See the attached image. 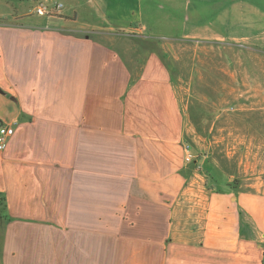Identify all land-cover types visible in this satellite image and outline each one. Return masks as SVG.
<instances>
[{
    "label": "crops",
    "instance_id": "0c3cea01",
    "mask_svg": "<svg viewBox=\"0 0 264 264\" xmlns=\"http://www.w3.org/2000/svg\"><path fill=\"white\" fill-rule=\"evenodd\" d=\"M85 5L99 25L72 27L73 6L51 25L0 22V121L14 131L0 151L11 218L0 220V264H264V191L219 192L199 172L209 155L193 154V168L182 150L187 133L213 131L216 100L264 132V0ZM165 5L183 9L175 29L156 10ZM120 37L138 44L122 50ZM154 41L251 58L209 67L198 55L177 82Z\"/></svg>",
    "mask_w": 264,
    "mask_h": 264
},
{
    "label": "rangeland",
    "instance_id": "374dc122",
    "mask_svg": "<svg viewBox=\"0 0 264 264\" xmlns=\"http://www.w3.org/2000/svg\"><path fill=\"white\" fill-rule=\"evenodd\" d=\"M55 3L62 6V8L60 9L61 14H70L72 6L76 9V16H73L70 21L72 27L78 28L81 25H99L100 9L97 11V8L93 7V12L88 11L86 9L88 6L85 5L87 3V0H0V22L5 21L7 23L11 22L18 24L24 23L32 18L34 20H43L45 21V23L49 24L51 21L49 20V16L44 15L42 17H39L35 14V10L33 9H35L39 4H44L48 9H53ZM166 6L167 5L164 6V10H156L160 15L165 17V21L169 23V26L175 29V26H177V24L181 22L179 16L181 13V18L183 17V9L181 8L180 12L178 10V7H173L172 10H168L169 12L171 11L168 14ZM103 9L104 5L101 6V10ZM125 14L126 13H121V15ZM106 24L108 25L109 23ZM118 41V45L122 48V50H127L128 48L135 47L138 44L136 43L138 42V39L136 38L134 40V38L132 37H122L121 39H118ZM116 42L117 40L115 41V44ZM151 44L152 46L156 47L159 52L163 53L165 56L167 55V63L172 71V76L175 77L176 81L178 80V75L182 73L181 68L186 70V61L194 60L198 55L200 56L198 58V61L202 60L204 62L203 66L208 65L209 67H220L224 65L226 58L230 56L233 58L234 54L235 57L237 56V59H239L238 56L242 57L243 59L251 58V55L249 56V54L241 52L240 49H237V52H233V54H230L228 53V49L224 45L201 44L197 46L188 42H179L173 44L168 43L170 44V48H168L167 46H165L166 43L164 42L157 44L156 41H154L151 42ZM252 58L254 61L257 60L253 56ZM211 71L216 73L215 69L209 70L208 72L211 73ZM178 72H180V74H178ZM219 77L220 76H218V79ZM214 79L218 80L217 76H215ZM185 88L186 86L184 85V83L180 82L175 84L177 93L180 92L183 94ZM200 88V92H204L203 85H200ZM195 92L196 91L194 89V85L192 84L190 91L188 90V93H190L192 96H195ZM253 92H256L258 94L259 90H254ZM208 104L209 106H211V103ZM212 105H215L216 107L213 110L211 109V111H213L212 113L214 115H221L214 124L213 131L211 133L206 132L205 124H202L201 134H197L196 132L193 134L187 133V136L183 142V146L184 144H188L191 148L192 154L196 155V157L199 156L200 153H207L209 156H218L217 158L224 162L223 166H226L228 164V157L235 159V178L239 181V188L249 192H263L264 132H255V128H257L256 126L258 125L257 120H254L252 115L245 119L249 120L247 121L248 123L243 121L241 117L234 120L231 117H228V111H232L233 106L231 104L226 105V102L224 100H216ZM204 111L205 113H207L208 111V113L211 114V111H209V109L206 107ZM228 119H230L231 121ZM232 124L233 126H231ZM261 129L264 128L261 127ZM232 180L233 178L231 179V181ZM206 181L208 182L209 179H207ZM199 183H201V181H199Z\"/></svg>",
    "mask_w": 264,
    "mask_h": 264
},
{
    "label": "trees",
    "instance_id": "16d2710c",
    "mask_svg": "<svg viewBox=\"0 0 264 264\" xmlns=\"http://www.w3.org/2000/svg\"><path fill=\"white\" fill-rule=\"evenodd\" d=\"M158 42V41H157ZM159 43V42H158ZM211 117L207 118V126L210 124ZM218 156H208L203 164V166L199 169V172L204 173V175L207 176L209 181L213 183L217 188V190L220 192L223 188L228 187L231 189H237L239 181L235 178V171H236V163L235 159L233 158H227L229 161L226 166L224 165V162L222 160H219L217 158ZM231 159V160H230ZM191 167L194 168V165H192V162L190 163ZM228 166V167H227ZM225 177V178H224ZM233 177V180L230 181L229 179ZM7 208H6V199L4 194L0 193V220L9 222L11 221V218H9L6 214Z\"/></svg>",
    "mask_w": 264,
    "mask_h": 264
},
{
    "label": "built area",
    "instance_id": "2783aa9c",
    "mask_svg": "<svg viewBox=\"0 0 264 264\" xmlns=\"http://www.w3.org/2000/svg\"><path fill=\"white\" fill-rule=\"evenodd\" d=\"M61 7L62 6L60 4L55 3L53 9H48L44 4H39L35 8V13L37 16H41V17L44 15L50 16L54 12L59 11ZM13 132L14 131L12 125H8L0 121V151H3L6 148L9 139L13 135ZM182 147L184 152V158H183L184 163L187 164L192 162L194 156L191 152L190 146L188 144H184V146Z\"/></svg>",
    "mask_w": 264,
    "mask_h": 264
}]
</instances>
